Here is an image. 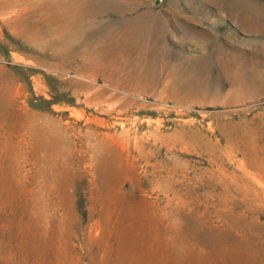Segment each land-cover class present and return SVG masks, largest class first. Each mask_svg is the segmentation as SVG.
I'll return each instance as SVG.
<instances>
[{
    "label": "rangeland",
    "instance_id": "rangeland-1",
    "mask_svg": "<svg viewBox=\"0 0 264 264\" xmlns=\"http://www.w3.org/2000/svg\"><path fill=\"white\" fill-rule=\"evenodd\" d=\"M0 264H264V0H0Z\"/></svg>",
    "mask_w": 264,
    "mask_h": 264
}]
</instances>
